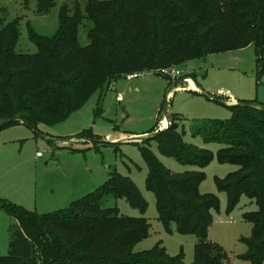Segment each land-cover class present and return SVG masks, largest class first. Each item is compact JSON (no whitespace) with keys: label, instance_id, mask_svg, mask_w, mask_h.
Segmentation results:
<instances>
[{"label":"trees","instance_id":"trees-1","mask_svg":"<svg viewBox=\"0 0 264 264\" xmlns=\"http://www.w3.org/2000/svg\"><path fill=\"white\" fill-rule=\"evenodd\" d=\"M72 1L73 7L62 6L54 37L40 36L29 27L38 48L34 55L16 52L19 23H8L0 7V123L16 119L0 131L16 123L32 130L56 125L130 73L160 74L216 53L253 45L258 67L264 70V0H87L85 6ZM38 2L40 15L55 6V0ZM86 18L94 26L90 44L82 46L79 28ZM170 95L171 91L166 99ZM228 109L229 120L205 123L192 137L217 143L218 161L238 167L225 179L217 178L216 184L227 194L228 214L242 196L258 207L244 214L253 233L243 239L248 252L242 258L263 264L264 104L240 100ZM177 118L170 115L166 130L137 143L148 168L146 188L155 195L158 219L167 232L175 226L179 234L197 237L192 264H226L224 249L209 240L212 213L219 211L220 201L200 192L214 154L185 142L186 132L179 130ZM156 131L157 127L152 132ZM76 138L99 143L90 131ZM153 141L162 156L197 170L173 173L151 150ZM111 197L126 199L143 215L147 212L140 190L118 173L95 192L50 214L0 201V210L17 223L10 253L0 255V264H185L182 254L172 257L162 244L136 252L135 247L150 236L151 226L146 218L125 217L117 207H107Z\"/></svg>","mask_w":264,"mask_h":264},{"label":"rangeland","instance_id":"rangeland-1","mask_svg":"<svg viewBox=\"0 0 264 264\" xmlns=\"http://www.w3.org/2000/svg\"><path fill=\"white\" fill-rule=\"evenodd\" d=\"M79 1L85 6L87 0ZM38 3V0H0L7 22L19 23L20 36L16 46L19 54L38 53L36 44L30 39L29 27L40 36L52 38L59 29L62 6L65 3L74 5L72 0H55L50 12L40 15ZM93 26L91 20L84 19L79 28L82 46L90 44L89 32ZM175 69L183 75L178 80L188 78L196 89L191 88L189 81L174 88L178 80L170 85L168 77L155 72H145L143 77L135 80L125 76L103 93H95L81 109L61 123L40 125L38 130L16 123L0 131V201L40 215L50 214L95 192L111 174L118 173L131 179L148 203L144 215L126 199L111 197L106 204L117 207L125 217L148 220L150 236L140 242L135 251L151 250L162 244L170 256L182 254L184 263L192 264L197 237L181 235L175 226L169 233L159 221L155 195L146 188L148 168L137 145L153 137L162 127L170 126L167 122L163 126L160 121L167 116L165 106L168 103L167 112L178 117L179 130L184 128L186 132L185 142L214 154L204 170L206 179L200 186L201 194L215 195L220 201L219 211L212 213L209 240L224 249L229 258L226 264H252L242 258L248 252L243 239L250 238L253 233V225L244 220V214L255 212L258 207L242 196L237 208L228 214L227 194L219 191L216 179H225L238 167L221 164L217 158L221 146L205 143L202 136L194 138L192 133L210 121L229 120L232 114L228 107L235 105L234 100L264 104V70L258 67L253 45L212 54ZM170 91L172 94L166 99ZM118 97H122L123 102L119 103ZM155 127L157 131L152 132ZM84 131H90L99 143L77 139L76 136ZM151 150L173 173L197 170L162 156L154 141ZM39 153L42 157H38ZM16 224L14 218L0 210L1 256L10 253L11 232Z\"/></svg>","mask_w":264,"mask_h":264},{"label":"built area","instance_id":"built-area-1","mask_svg":"<svg viewBox=\"0 0 264 264\" xmlns=\"http://www.w3.org/2000/svg\"><path fill=\"white\" fill-rule=\"evenodd\" d=\"M145 72H135V73H130L128 75H126V78L128 80H135V79H139L141 77L144 76ZM160 74H162L165 77H168V79L171 82H175L176 80H178L179 78L183 77L182 73L180 72V70L175 69V68H167V69H163L160 71ZM264 79V78H263ZM185 81H189L188 78H185ZM118 102H123L122 97H118L117 98ZM162 124V123H161ZM164 127H162L161 129H163ZM39 157H42V155L39 153L38 154Z\"/></svg>","mask_w":264,"mask_h":264},{"label":"water","instance_id":"water-1","mask_svg":"<svg viewBox=\"0 0 264 264\" xmlns=\"http://www.w3.org/2000/svg\"><path fill=\"white\" fill-rule=\"evenodd\" d=\"M185 81V79H180V80H178L177 82H175L174 83V88L175 87H177L178 86V84H180V83H182V82H184ZM167 110H168V103L166 104V106H165V111H166V120H168L169 121V118H170V115H169V113L167 112ZM16 121V119H11V120H8V121H4V122H2V123H0V129H2L5 125H7V124H10V123H14ZM169 127V126H168ZM167 127V128H168ZM167 128H165V129H162L161 131H158V132H156L154 135H158V134H160L161 132H163L164 130H166Z\"/></svg>","mask_w":264,"mask_h":264},{"label":"crops","instance_id":"crops-1","mask_svg":"<svg viewBox=\"0 0 264 264\" xmlns=\"http://www.w3.org/2000/svg\"><path fill=\"white\" fill-rule=\"evenodd\" d=\"M190 81L192 82V80H190ZM193 89H196V87L193 88ZM179 91H180V90H179ZM171 94H172V93H171ZM170 96H171V95H170ZM239 101H240V100H239ZM239 101H238V102H239ZM238 102H236V100H234L233 103L236 105V104H238ZM119 103H121V102H119ZM165 122H166V118H164V121H161V123H162L163 126H165V125H164ZM166 125H167V124H166ZM166 127H167V126H166ZM38 157H39V156H38Z\"/></svg>","mask_w":264,"mask_h":264},{"label":"bare ground","instance_id":"bare-ground-1","mask_svg":"<svg viewBox=\"0 0 264 264\" xmlns=\"http://www.w3.org/2000/svg\"><path fill=\"white\" fill-rule=\"evenodd\" d=\"M190 82V86H191V88L193 89V88H195V85H194V83L193 82H191V81H189ZM166 122L170 125V121H168V120H166Z\"/></svg>","mask_w":264,"mask_h":264}]
</instances>
